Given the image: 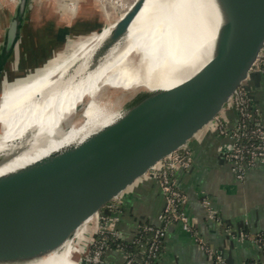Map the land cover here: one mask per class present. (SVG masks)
I'll list each match as a JSON object with an SVG mask.
<instances>
[{"label": "water", "instance_id": "1", "mask_svg": "<svg viewBox=\"0 0 264 264\" xmlns=\"http://www.w3.org/2000/svg\"><path fill=\"white\" fill-rule=\"evenodd\" d=\"M28 1L17 0L9 19L0 73L19 44ZM197 2L203 19L212 15L215 30L209 59L198 71L166 89L130 87L133 99L114 121L45 160L0 175V264H38L68 241L76 264H87L121 235L126 194L151 183L164 195L178 173L191 168L194 145L223 136L252 105L264 76V0ZM143 3L135 0L127 18ZM124 31L125 25L112 33L94 59ZM38 201L44 202L32 213Z\"/></svg>", "mask_w": 264, "mask_h": 264}, {"label": "bare ground", "instance_id": "2", "mask_svg": "<svg viewBox=\"0 0 264 264\" xmlns=\"http://www.w3.org/2000/svg\"><path fill=\"white\" fill-rule=\"evenodd\" d=\"M198 8L197 0H144L130 18H119L120 26H114L117 19L96 32L102 41L105 34L126 26L97 60L103 42L90 36L77 39L63 55L55 54L43 72L5 89L0 98V175L45 160L114 121L130 87L166 89L198 71L209 59L215 34L212 15L206 21ZM47 188L46 183L33 193L41 195ZM38 202L32 204V213L44 201ZM67 250L72 251L70 241L38 264H58ZM69 257L68 264H76L72 253Z\"/></svg>", "mask_w": 264, "mask_h": 264}, {"label": "crops", "instance_id": "3", "mask_svg": "<svg viewBox=\"0 0 264 264\" xmlns=\"http://www.w3.org/2000/svg\"><path fill=\"white\" fill-rule=\"evenodd\" d=\"M15 5L0 0V48ZM90 8L81 5L74 13L30 7L19 44L0 73V95L6 81L35 73L72 41L97 31L99 13L89 12L93 10ZM252 107L263 119L264 76L255 85ZM230 142L226 135H209L194 145V162L188 171L178 173L175 183L183 195L179 209L187 218L189 230L180 221L163 223L162 249L154 264H216V254L226 264L263 261L264 161L245 167L243 177L238 179L232 163L224 157ZM164 205V196L151 183L126 194L120 223L122 237L130 241L143 223L162 225ZM104 260L105 264H122L123 255L110 249Z\"/></svg>", "mask_w": 264, "mask_h": 264}, {"label": "built area", "instance_id": "4", "mask_svg": "<svg viewBox=\"0 0 264 264\" xmlns=\"http://www.w3.org/2000/svg\"><path fill=\"white\" fill-rule=\"evenodd\" d=\"M224 135L231 139L224 151V157L232 163V170L238 179L243 177L245 167L253 165L256 161H264V118L261 119L258 116L252 105L240 114L234 125ZM163 196L165 205L160 215L162 225L140 224L137 233L130 241L118 235L109 246L97 252L87 264H105L104 254L110 249L121 252L122 264H154L165 233L163 223L172 220L180 221L183 228L189 230L187 218L179 209L183 195L176 184L168 187ZM210 214L213 213L210 211ZM143 234H149L150 237L143 240ZM260 240L264 254V233ZM124 242L138 245L139 249L136 252L129 251L124 247ZM214 260L216 264H226L219 254L214 255ZM260 264H264V257Z\"/></svg>", "mask_w": 264, "mask_h": 264}, {"label": "rangeland", "instance_id": "5", "mask_svg": "<svg viewBox=\"0 0 264 264\" xmlns=\"http://www.w3.org/2000/svg\"><path fill=\"white\" fill-rule=\"evenodd\" d=\"M10 3H16L17 0H7ZM135 0H29L28 1V7H41V8H54L57 10H60L61 12H74L77 13L76 11H78L79 7L85 6V7H91L89 12H98L99 13V17L97 19L100 20V27L97 29L101 30L105 27H108L109 25H111L112 23H114L117 19L123 17L124 15H126L128 13V11L131 9L129 6L134 2ZM60 17H62V15H60ZM120 26V25H119ZM118 26V27H119ZM117 27V28H118ZM116 28V29H117ZM115 29V30H116ZM113 30V31H115ZM97 31H95L93 34L90 35V37L92 38V40H94V42H104L107 38V36L112 33H108L105 34L106 36L102 39V41H98L97 39ZM102 35H104V33H102ZM90 40V39H89ZM74 41H72L70 43V45L73 43ZM69 45V46H70ZM67 51V49H65L63 52L60 53V55H63L65 52ZM59 56L58 54L56 55V57ZM55 55L52 56L49 60H54ZM51 61L46 62L45 65H43L41 67V69H39L38 71H36L35 73L30 74H26L23 76H20L14 80H10V81H6L3 86L1 87V94L3 93V91L5 89H7L9 86L11 85H16L18 83H21L25 80H28L38 74H40L41 72H43L48 66L51 65ZM126 91V90H123ZM1 96V95H0ZM133 99V98H132ZM131 97L129 98H122V100H120L119 104L117 105L116 109L118 112H121L123 109H125L130 102L132 101ZM71 252H68V250L66 251L64 257L62 258V260L64 261L65 264H68L69 256H71Z\"/></svg>", "mask_w": 264, "mask_h": 264}, {"label": "trees", "instance_id": "6", "mask_svg": "<svg viewBox=\"0 0 264 264\" xmlns=\"http://www.w3.org/2000/svg\"><path fill=\"white\" fill-rule=\"evenodd\" d=\"M149 234H143L142 235V239L143 240H146V238H149ZM124 247L129 250V251H132V252H136L138 249H139V246L138 245H135V244H130V243H127V242H124ZM161 249H162V244H161V248H160V251H159V254L161 252ZM158 254V256H159ZM58 264H65L63 260H61V262H59Z\"/></svg>", "mask_w": 264, "mask_h": 264}]
</instances>
